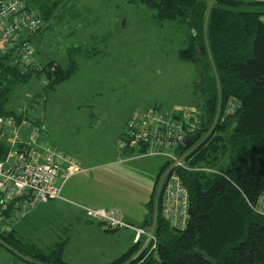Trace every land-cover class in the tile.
Returning <instances> with one entry per match:
<instances>
[{
	"label": "rangeland",
	"instance_id": "1",
	"mask_svg": "<svg viewBox=\"0 0 264 264\" xmlns=\"http://www.w3.org/2000/svg\"><path fill=\"white\" fill-rule=\"evenodd\" d=\"M67 5L61 18L32 35L36 62L67 66L69 50L77 46L90 56H75L78 71L55 90L45 91V81L37 77L17 87L9 108L31 124L26 137L39 134L35 145L61 149L79 166L90 165V172L75 181V202L40 203L19 229L45 250L69 236L62 255L69 264H109L134 245L133 227L143 225L165 163L164 156L141 157L123 149L124 126L149 108L201 109L202 80L195 64L178 57L187 34L174 23L159 24L147 5L132 0H68ZM254 8L264 10V4ZM205 71L207 86L213 73ZM61 182L57 177L53 184L59 188ZM99 209L106 216L88 215ZM110 218L131 226L107 231ZM24 261L0 246V264Z\"/></svg>",
	"mask_w": 264,
	"mask_h": 264
},
{
	"label": "trees",
	"instance_id": "2",
	"mask_svg": "<svg viewBox=\"0 0 264 264\" xmlns=\"http://www.w3.org/2000/svg\"><path fill=\"white\" fill-rule=\"evenodd\" d=\"M24 1L43 18L35 34L42 32L45 22L61 18L68 7V0ZM132 1L147 5L159 24L174 23L187 34L178 57L200 70L203 106L197 108L201 114L190 142L180 149V154L189 151L186 168L176 170L190 195L189 224L177 232L163 216L162 199L156 194L165 161L157 173L148 213L138 227L154 226L157 249L136 256L140 240L109 264H264V216L253 209L264 193V10L254 8L264 0ZM31 38L27 41L33 53L27 64L16 62L14 47L0 49V117H13L18 123L24 114L9 108L17 87L37 77L45 81V91L55 90L78 71L75 56H90L77 46L69 50L67 66L54 60L40 65ZM205 67L213 73L207 86ZM231 105L234 109L228 112ZM176 117L188 126L195 122L193 117ZM123 141V149L133 150L126 147L127 137ZM10 149L8 141L0 138V161L7 159ZM25 199L17 197L0 209V246L31 264H69L62 259L69 236L45 250L19 233L15 224L38 211V206L33 213L28 210ZM112 229L116 228L110 225L107 231Z\"/></svg>",
	"mask_w": 264,
	"mask_h": 264
},
{
	"label": "built area",
	"instance_id": "3",
	"mask_svg": "<svg viewBox=\"0 0 264 264\" xmlns=\"http://www.w3.org/2000/svg\"><path fill=\"white\" fill-rule=\"evenodd\" d=\"M43 18L24 0H0V49L6 51L14 47L16 62L27 64L32 55V46L27 38L41 30ZM21 58V59H20ZM26 61V62H25ZM21 64V65H22ZM231 105L227 110H233ZM175 114L183 115L186 120L195 118L187 125ZM200 111L192 108H174L170 113L159 112L154 108L138 113L125 125V135L131 147L141 157L164 156L167 166L158 182L157 199H162L163 216L176 229H184L189 224L190 195L177 173L179 167L186 168L184 158L189 151L180 154L181 146L196 128ZM176 119L179 123H176ZM185 120V121H186ZM31 124L25 119L21 123L13 117H0V138L8 141L10 152L7 159L0 161V209L17 197L24 196L26 205L36 207L60 198L61 190L53 182L57 177L63 181L81 172L78 163L63 150L49 144L35 145L38 133L25 136ZM125 146V143H122ZM202 170L210 171L206 168ZM253 209L264 216V193L258 198ZM90 216H106L104 210H88ZM111 226L126 225L110 218ZM135 242L142 240V255L145 250L152 253L157 249V238L152 228H134Z\"/></svg>",
	"mask_w": 264,
	"mask_h": 264
},
{
	"label": "crops",
	"instance_id": "4",
	"mask_svg": "<svg viewBox=\"0 0 264 264\" xmlns=\"http://www.w3.org/2000/svg\"><path fill=\"white\" fill-rule=\"evenodd\" d=\"M81 166V165H80ZM90 165H86V164H84L83 166H81V168H82V171L81 172H78V173H76V174H74V175H72L68 180H66V181H63V179L60 177V179H61V183H60V187L59 188H62L61 190V197H60V199L61 198H63V200H65V201H67V202H70V203H72V201H76V200H74L73 199V194L75 193V191L77 190L76 189V187H75V181L77 180V179H82V178H85V177H88L87 175H88V172H90ZM162 167V166H161ZM161 167L159 168V170L161 169ZM71 182V183H70ZM70 183V184H69ZM73 199V200H72ZM102 210V209H101ZM126 218L128 219V220H131L132 218H130V217H127L126 216ZM117 220H119V219H117ZM119 221H121V220H119ZM1 220H0V226H1ZM25 222H26V220H24V219H22L20 222H18L17 224H16V226H17V228H18V230H19V233H22L23 235L25 234V235H27L26 234V232H22L19 228L20 227H23V225L25 224ZM126 223V222H125ZM126 224H128V225H130L129 223H126ZM131 226V225H130ZM133 228H135V227H133ZM134 242H135V237H134ZM3 250H5L4 248H3ZM26 264H31L30 262L28 263V262H26V261H24Z\"/></svg>",
	"mask_w": 264,
	"mask_h": 264
},
{
	"label": "water",
	"instance_id": "5",
	"mask_svg": "<svg viewBox=\"0 0 264 264\" xmlns=\"http://www.w3.org/2000/svg\"><path fill=\"white\" fill-rule=\"evenodd\" d=\"M201 80H203V76L201 75ZM202 84H203V82H202ZM190 140H191V138H190V136H188L187 137V140H186V143H189L190 142ZM174 229V231H181L180 229H176V228H173Z\"/></svg>",
	"mask_w": 264,
	"mask_h": 264
}]
</instances>
